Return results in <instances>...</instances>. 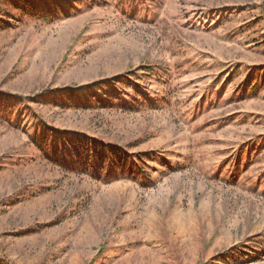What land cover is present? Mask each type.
Segmentation results:
<instances>
[{"label":"rangeland","instance_id":"obj_1","mask_svg":"<svg viewBox=\"0 0 264 264\" xmlns=\"http://www.w3.org/2000/svg\"><path fill=\"white\" fill-rule=\"evenodd\" d=\"M0 93V264H264V0H0Z\"/></svg>","mask_w":264,"mask_h":264},{"label":"trees","instance_id":"obj_2","mask_svg":"<svg viewBox=\"0 0 264 264\" xmlns=\"http://www.w3.org/2000/svg\"><path fill=\"white\" fill-rule=\"evenodd\" d=\"M13 3V2H12ZM22 6H26L27 2L26 1H21ZM151 68L152 67H147V66H143L138 68L139 71H143L145 73H149L151 72ZM124 77L123 75L121 76H117L115 78H113L112 80L115 83H118L119 80H122ZM98 85H100L98 83ZM98 85L92 84L91 86L96 88ZM49 91H44V95L48 94ZM10 100H16L19 102H23L24 100H26V98L21 97V96H15V95H6L4 93H0V102L2 104H6V106L9 108L12 107V103H10ZM8 113V110L6 111ZM68 144L71 148V151L76 153L77 156L80 158H84V159H93L95 158L96 160H101L103 162L108 160V154L110 153L111 149H116V150H120L119 147H116L115 145L112 144H106L103 143L99 140H92L89 139L87 137H82V138H70L68 140ZM57 151V150H56ZM109 152V153H108Z\"/></svg>","mask_w":264,"mask_h":264}]
</instances>
